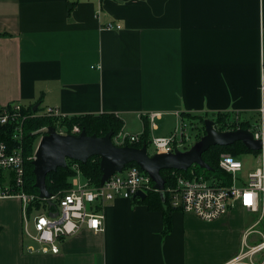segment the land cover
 <instances>
[{"label": "crops", "instance_id": "crops-1", "mask_svg": "<svg viewBox=\"0 0 264 264\" xmlns=\"http://www.w3.org/2000/svg\"><path fill=\"white\" fill-rule=\"evenodd\" d=\"M0 35V107L114 114L125 133L147 125L152 140L173 132L177 114L242 118L264 104V0H0ZM244 213L205 223L173 211L164 235V212L119 198L104 210V231L63 239L59 254H30L22 201L2 197L0 264H198L194 225L225 240L199 264H225L250 227Z\"/></svg>", "mask_w": 264, "mask_h": 264}, {"label": "built area", "instance_id": "built-area-1", "mask_svg": "<svg viewBox=\"0 0 264 264\" xmlns=\"http://www.w3.org/2000/svg\"><path fill=\"white\" fill-rule=\"evenodd\" d=\"M106 29L120 30L121 26L108 25ZM260 71L264 92V62ZM25 110L27 108L20 103L0 107V126L16 124L13 141H16L15 144L10 145L6 141H0V198L15 197L22 201L23 234L28 241L26 252L59 254L58 244L63 239L74 237L84 229L104 231V210L108 204L119 198L130 201L135 198L139 199L137 197L139 192L146 196L149 192L160 193L154 188L152 178L135 166L126 167L122 172L111 176L103 186H94L90 180L83 177L79 163H75L73 170L76 173L72 180V187L61 197L52 196L50 198L54 204L53 209L32 210V204L36 200L35 196L23 192L25 165L21 144L22 128L25 120L30 116L24 114ZM258 114L261 117L259 130L255 131L250 127L248 130L252 132L254 140L262 143V149L256 151L259 154L255 155L260 159V167L250 174L249 183L244 184L243 188H237L233 180L235 174L241 172L244 166L240 159L233 158L230 154H223L220 157L219 168L231 177V185L226 186L220 182L205 180L195 175L193 171L190 176L172 171L170 174L172 184L167 187L165 184L164 187L168 203L174 211L193 214L205 223L221 220L226 213L237 206L249 216L259 214V218L246 230L237 255L225 264H264V104ZM36 116L65 117L54 108L44 109ZM176 116L178 117L176 126L169 136L151 140L155 154H169L176 150L188 151L182 150L192 140L187 131L188 127L191 126L198 133L196 127L188 123L183 116L180 114ZM148 118L154 127L156 115L150 114ZM240 123H242L241 116L237 113L226 122L225 130H217L215 126L214 128L221 132H234V130L241 129ZM47 130V127H44L33 134H39L41 140ZM80 130V128H74L71 134L79 135ZM56 133L71 135L62 128L56 130ZM141 139V134L128 135L121 130L117 136L112 138V142L116 147H130L132 144L139 143ZM50 213L58 215L52 217Z\"/></svg>", "mask_w": 264, "mask_h": 264}, {"label": "trees", "instance_id": "trees-1", "mask_svg": "<svg viewBox=\"0 0 264 264\" xmlns=\"http://www.w3.org/2000/svg\"><path fill=\"white\" fill-rule=\"evenodd\" d=\"M76 2H70V6L68 7V16H70L71 12L76 8ZM1 36V35H0ZM36 105L29 107V109L24 111V114L30 115L27 120H25L22 128V136L21 144L23 150V158L25 165V183L23 186V192L30 196H35V201L32 204V210L36 209L38 211L53 209L52 206L48 202H45L39 198V190L36 188L37 179L34 174V165L33 160L36 153V148L40 140L39 134H33L44 127H53L56 130L59 128L65 129L68 134L71 133L74 126H78L81 130H84L90 136L96 135L97 137H103L107 135L109 132L113 133L114 136H117V132L123 130L124 121L118 115L102 113L101 115L87 114L85 116H73V117H63V118H55L49 116H36L40 109L37 112H34L33 109ZM31 114H34L33 116ZM215 116L213 121L215 122V127L217 130H225L224 126H226V122L231 120L234 115L226 114V113H218ZM184 118L189 120V122L196 127L198 133L196 134V141L200 140L206 134L204 121L206 119V115L204 116H183ZM201 124L199 128L198 124ZM241 129L248 130L250 127V122H242L239 124ZM16 129V124H9L0 126V141H6L10 145H14V133ZM18 143V141H17ZM151 144L150 140V132L149 128L146 125L144 128V133L142 134V139L139 143H135L130 145V147L143 148L142 146H147ZM230 154L233 158L239 159L244 155L254 154L258 155L259 152L247 150L244 144L237 142L234 143L233 146L228 147H212L203 155V160L213 169V171H205L202 170L198 166H192L191 169L187 172L178 171L184 175L190 176L191 171H193L198 176L203 177L205 180L208 179L211 182H220L223 185L229 186L231 185V177L223 172L219 168L220 155L221 154ZM150 154V153H149ZM152 155V154H150ZM101 159L100 157L94 156L90 158L86 165L68 160V166L66 168H60L56 172H52L48 174L47 179V189L49 193L53 196H62L72 187V180L75 176V170H73V165L75 163H79L81 172L84 178L90 180L94 186H100L102 181V172H101ZM137 167L139 166L136 163L130 164L129 167ZM140 169V168H139ZM141 170V169H140ZM171 172L169 170H163L161 175L164 177L166 181V187L172 184L171 181ZM219 183V184H220ZM133 201H137L143 205H146L150 210L153 211H161L164 212V231L163 234L167 235L172 231V219L171 212L174 210L170 207L168 203V196L162 199L160 193L149 192L144 200L134 199ZM165 206L167 208H165Z\"/></svg>", "mask_w": 264, "mask_h": 264}, {"label": "water", "instance_id": "water-1", "mask_svg": "<svg viewBox=\"0 0 264 264\" xmlns=\"http://www.w3.org/2000/svg\"><path fill=\"white\" fill-rule=\"evenodd\" d=\"M38 106L33 111H38ZM215 122L210 119L205 120L206 134L196 141L188 151L176 150L169 154L150 155L147 146L119 147L114 146L112 138L114 134L109 132L103 137L90 136L84 130L79 135H60L53 127H48L44 137L40 140L33 160L34 174L37 179L36 188L39 190V198L48 201L50 206L54 204L50 201L53 196L47 189L48 174L56 172L60 168L68 166L67 161H76L84 165L94 156L100 157L102 181L101 186L107 182L111 176L122 172L130 164L136 163L141 171L148 174L153 182L154 188L160 191L162 199L165 197V179L161 175L163 170L187 172L192 166H198L202 170L213 171V169L203 160V155L212 147H228L234 143L244 144L247 150L260 151L262 143L253 138L252 132L245 129H237L234 132H221L214 128ZM140 200H144L146 195L142 192L137 194ZM52 217L58 214L50 213Z\"/></svg>", "mask_w": 264, "mask_h": 264}, {"label": "rangeland", "instance_id": "rangeland-1", "mask_svg": "<svg viewBox=\"0 0 264 264\" xmlns=\"http://www.w3.org/2000/svg\"><path fill=\"white\" fill-rule=\"evenodd\" d=\"M206 119L213 120L215 119V116L213 115H206ZM205 119V120H206ZM242 122H250V128L257 131L260 128L261 124V117L256 114L255 116H248V117H242L241 118ZM199 128L201 127V124L197 123ZM205 124V121H204ZM176 126V125H175ZM48 128V127H47ZM74 128L79 129L78 126H74ZM72 129V130H73ZM187 131L191 135L192 140L190 141V144H188L185 148H182V150H189L193 144L196 142V134L197 132L194 131L191 126L188 127ZM82 132V130H80ZM71 134V133H70ZM119 132H117V135ZM128 134V133H127ZM73 135V134H71ZM77 135V134H75ZM131 135V134H128ZM137 135V134H134ZM149 153L150 154H155V149L154 147L149 145ZM225 154V153H223ZM221 154L220 157L223 155ZM242 161V164L244 166L243 170L241 172H238L234 176V184L237 188H243L244 184L249 183V176L252 174L256 169L260 167V159L256 157L254 154H248L244 155L241 158H239ZM220 164V162H219ZM197 175V174H195ZM249 216V215H248ZM244 217L246 218V221L248 222V227L251 226L258 218L259 214H254L246 217L244 213ZM194 231L198 234L195 246L196 247V261L199 263H203L202 261L206 260H214L217 256L222 254V250L225 248V240L220 241L218 238H215L212 234L208 236L207 231H205L203 228L199 227L198 225H194ZM260 229V227L258 228Z\"/></svg>", "mask_w": 264, "mask_h": 264}, {"label": "snow or ice", "instance_id": "snow-or-ice-1", "mask_svg": "<svg viewBox=\"0 0 264 264\" xmlns=\"http://www.w3.org/2000/svg\"><path fill=\"white\" fill-rule=\"evenodd\" d=\"M248 202L250 203V198H249V201Z\"/></svg>", "mask_w": 264, "mask_h": 264}]
</instances>
